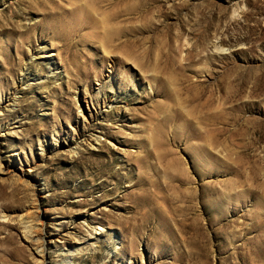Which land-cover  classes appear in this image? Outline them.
Returning a JSON list of instances; mask_svg holds the SVG:
<instances>
[{
  "label": "rangeland",
  "instance_id": "1",
  "mask_svg": "<svg viewBox=\"0 0 264 264\" xmlns=\"http://www.w3.org/2000/svg\"><path fill=\"white\" fill-rule=\"evenodd\" d=\"M1 210L0 264H264V0H0Z\"/></svg>",
  "mask_w": 264,
  "mask_h": 264
},
{
  "label": "bare ground",
  "instance_id": "2",
  "mask_svg": "<svg viewBox=\"0 0 264 264\" xmlns=\"http://www.w3.org/2000/svg\"><path fill=\"white\" fill-rule=\"evenodd\" d=\"M216 49H217V51L219 52H224V49L219 45V46H217L216 47ZM50 56H53V53H50ZM28 78V77H27ZM35 205V204H34ZM36 208V207H35ZM31 212V211H30ZM0 213H1V215H2V217H4V219L6 218V217H8V214L6 213V212H4V210H1L0 211ZM29 214V213H28ZM0 215V216H1ZM32 216H33V213H32ZM34 216H38L39 217V215H34ZM30 217V216H29ZM29 217H28V219H29ZM32 218V217H31ZM34 219H36V218H34ZM33 219V220H34ZM30 220V219H29ZM32 220V219H31ZM41 220V219H40ZM39 221V220H38ZM27 222H29V221H26V223ZM34 222H36V220H34ZM33 223V222H32ZM24 224V223H23ZM31 224V223H30ZM37 224V223H36ZM37 225H39V223L37 224ZM32 226H35V225H32ZM25 228H26V226H25ZM34 229V228H33ZM34 233V232H33ZM30 234V233H29ZM28 234V235H29ZM35 238V237H34ZM30 240H31V238H30ZM33 241H34V239H32ZM35 240L40 244V248L42 249L40 252H38V253H40V254H43L42 252H45L44 250H45V235H44V231H43V229L41 228V227H39L38 228V230L36 231V238H35ZM34 243V242H33ZM39 248V247H38ZM39 248V249H40ZM44 249V250H43ZM37 253V252H36ZM39 259V258H38ZM41 260H39V263H41L40 262ZM42 261H44L43 259H42ZM44 264V263H43Z\"/></svg>",
  "mask_w": 264,
  "mask_h": 264
}]
</instances>
